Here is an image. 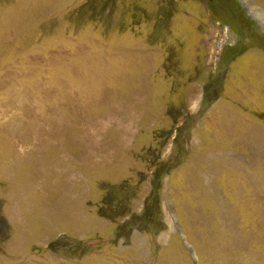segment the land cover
<instances>
[{
	"label": "rangeland",
	"instance_id": "374dc122",
	"mask_svg": "<svg viewBox=\"0 0 264 264\" xmlns=\"http://www.w3.org/2000/svg\"><path fill=\"white\" fill-rule=\"evenodd\" d=\"M0 264H264V0H0Z\"/></svg>",
	"mask_w": 264,
	"mask_h": 264
},
{
	"label": "trees",
	"instance_id": "16d2710c",
	"mask_svg": "<svg viewBox=\"0 0 264 264\" xmlns=\"http://www.w3.org/2000/svg\"><path fill=\"white\" fill-rule=\"evenodd\" d=\"M150 205L148 207H146L145 211H144V213H145L144 217L147 218V219L150 218V214L152 215V212H153V209L150 207Z\"/></svg>",
	"mask_w": 264,
	"mask_h": 264
}]
</instances>
